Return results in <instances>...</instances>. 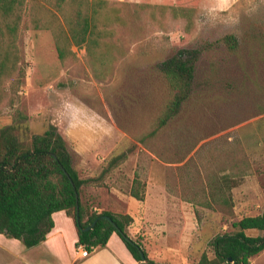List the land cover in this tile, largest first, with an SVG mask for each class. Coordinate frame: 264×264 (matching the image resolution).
I'll list each match as a JSON object with an SVG mask.
<instances>
[{"label": "rangeland", "instance_id": "obj_1", "mask_svg": "<svg viewBox=\"0 0 264 264\" xmlns=\"http://www.w3.org/2000/svg\"><path fill=\"white\" fill-rule=\"evenodd\" d=\"M107 1L158 6V20L148 10L118 31L127 54L101 80L85 49L72 47L78 61L61 64L52 33L35 30L27 12L18 42L24 76L18 84L17 76L0 82V129L14 126L24 140L57 127L88 181L84 205L100 212L126 213L111 188L128 192L136 174L152 198L187 200L195 212L185 222L195 261L203 253L214 258L216 236L264 212V0ZM172 7L197 9L192 32ZM228 34L240 42L236 52L221 41ZM184 49L202 50L191 97L167 127L141 143L169 98L158 67ZM125 151L126 160L101 176ZM225 177L235 182L224 191L231 206L211 200L213 183ZM177 236L171 231L164 242ZM251 261L264 264V251Z\"/></svg>", "mask_w": 264, "mask_h": 264}, {"label": "trees", "instance_id": "obj_2", "mask_svg": "<svg viewBox=\"0 0 264 264\" xmlns=\"http://www.w3.org/2000/svg\"><path fill=\"white\" fill-rule=\"evenodd\" d=\"M159 8L149 4L133 7L127 3L112 6L107 0H0V82L17 76V83L24 76L19 65L22 59L18 42L27 12L35 30L52 33L61 64L78 61L72 47L85 49L95 77L106 80L127 54L123 40L117 37L118 31L148 10L150 17L157 21ZM43 13H46L45 18L41 16ZM171 13L175 19H184L186 31L192 32L197 9L172 7ZM221 41L231 52L240 47L234 34L225 35ZM201 55L202 50L184 49L160 64L158 73L169 98L151 131L139 138L141 143L167 127L191 97ZM127 154L125 151L113 157L101 176L125 161ZM87 182L74 168L66 141L57 127L50 126L43 134L24 140L16 134L14 126L0 129V234L20 240L26 248H34L53 230V214L65 211L76 225L78 248L85 247L91 252L103 248L111 235L117 233L138 264H157L148 258L140 239L129 237L127 228L133 223L130 215L99 212L84 205L82 188ZM232 184L235 182L229 177L222 183H213L211 200L231 206L232 198L224 191ZM145 187L136 174L130 195L144 201ZM105 216L111 217L116 227ZM95 222L93 229L84 231ZM232 228V232L218 235L211 241L214 258L203 253L195 264H251L252 258L264 251V212L244 217L234 222ZM248 231L261 234L248 235Z\"/></svg>", "mask_w": 264, "mask_h": 264}, {"label": "crops", "instance_id": "obj_3", "mask_svg": "<svg viewBox=\"0 0 264 264\" xmlns=\"http://www.w3.org/2000/svg\"><path fill=\"white\" fill-rule=\"evenodd\" d=\"M133 180L128 192L111 188L114 197L126 204L125 215L133 218V223L127 228L129 237L140 239L148 258L157 264L198 262L195 261L199 257L197 252L191 251L189 227L185 226L187 219L195 214L187 200L161 193L152 198L148 187L145 200L138 201L130 195ZM52 218L53 230L43 243L34 248H26L20 240L0 234V264H138L117 233L111 235L105 247L94 249L89 257H82L73 219L65 211L54 213ZM171 231L178 236L174 242H164Z\"/></svg>", "mask_w": 264, "mask_h": 264}, {"label": "water", "instance_id": "obj_4", "mask_svg": "<svg viewBox=\"0 0 264 264\" xmlns=\"http://www.w3.org/2000/svg\"><path fill=\"white\" fill-rule=\"evenodd\" d=\"M79 198V196L77 195V199ZM78 214H79V207H78ZM105 219H107L108 221H110L115 227V223L113 222V220L111 219V217L109 216H105ZM96 222L93 223L92 225H90L89 227L85 228L84 231H89L91 229H93V227L95 226ZM142 259H143V263H145V256L142 254ZM231 262H233L231 259H230Z\"/></svg>", "mask_w": 264, "mask_h": 264}, {"label": "built area", "instance_id": "obj_5", "mask_svg": "<svg viewBox=\"0 0 264 264\" xmlns=\"http://www.w3.org/2000/svg\"><path fill=\"white\" fill-rule=\"evenodd\" d=\"M79 252L82 257H89L91 255V251L87 250L85 247H79Z\"/></svg>", "mask_w": 264, "mask_h": 264}]
</instances>
